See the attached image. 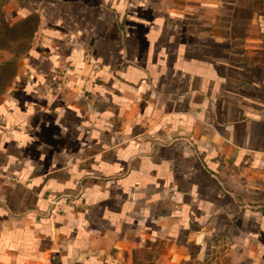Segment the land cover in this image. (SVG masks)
<instances>
[{
  "label": "crops",
  "instance_id": "obj_1",
  "mask_svg": "<svg viewBox=\"0 0 264 264\" xmlns=\"http://www.w3.org/2000/svg\"><path fill=\"white\" fill-rule=\"evenodd\" d=\"M241 2L14 5L38 22L0 94V264L161 245L174 264H264V10Z\"/></svg>",
  "mask_w": 264,
  "mask_h": 264
},
{
  "label": "rangeland",
  "instance_id": "obj_2",
  "mask_svg": "<svg viewBox=\"0 0 264 264\" xmlns=\"http://www.w3.org/2000/svg\"><path fill=\"white\" fill-rule=\"evenodd\" d=\"M1 1V0H0ZM4 1L3 9L6 12H11L14 8V5L22 3L24 0H2ZM241 6H246L249 10L262 11L264 10V0H242ZM244 8V7H242ZM8 23L11 27L18 26L21 23V19L17 20L16 18L10 20L8 19ZM28 30H32L34 24H36V19H33L29 22ZM29 32L24 34L28 35ZM15 36L4 37V40L0 41V50H8L14 53L12 61H10L11 65L7 68V70L1 74L0 76V87L5 83L4 81L8 79L12 75L15 70V65L17 63V59L22 55L23 49H25L30 42L29 37L22 35L20 38H14ZM6 40V41H5ZM7 46V47H6ZM1 67L4 66L0 65ZM163 245L159 246L158 249L155 250H145V249H134L130 252L128 264H174L166 259V255L164 254ZM179 264H192L191 262H180ZM213 264H232L228 258L219 259L214 261Z\"/></svg>",
  "mask_w": 264,
  "mask_h": 264
},
{
  "label": "trees",
  "instance_id": "obj_3",
  "mask_svg": "<svg viewBox=\"0 0 264 264\" xmlns=\"http://www.w3.org/2000/svg\"><path fill=\"white\" fill-rule=\"evenodd\" d=\"M3 3H4V1L1 0L0 1V41L4 40V37H9V36H15L14 38H16V39L20 38L22 35L26 36V38L29 37V39H30L29 45L25 49H23V51H22L23 53H25L31 46L34 33L37 29V23L34 24V27L32 30H28L27 27L29 26V24H30L29 22L33 19V17H34V19H36V22H38L37 17L31 15V16L22 18L20 25L11 27L10 24L8 23V20H7V14L3 9V5H2ZM26 32H29L28 35L24 34ZM9 65H11V63L7 62L4 64V66L0 67V76L2 73H4L7 70ZM16 70H17V68L15 67V70L12 73V75L4 81L5 83L0 87V94H2L5 91L10 80L15 75Z\"/></svg>",
  "mask_w": 264,
  "mask_h": 264
},
{
  "label": "built area",
  "instance_id": "obj_4",
  "mask_svg": "<svg viewBox=\"0 0 264 264\" xmlns=\"http://www.w3.org/2000/svg\"><path fill=\"white\" fill-rule=\"evenodd\" d=\"M77 43L75 42V40H73L71 38V36H69L67 42H66V45L67 46H70V47H74ZM87 57H88V53H87ZM68 68L67 66H64L62 69H61V72L57 78V81H56V84H55V87H54V92L55 93H62L65 91L66 87H67V79H68Z\"/></svg>",
  "mask_w": 264,
  "mask_h": 264
}]
</instances>
